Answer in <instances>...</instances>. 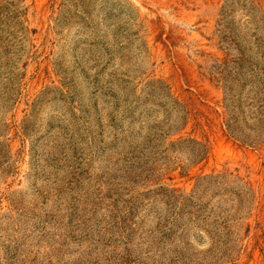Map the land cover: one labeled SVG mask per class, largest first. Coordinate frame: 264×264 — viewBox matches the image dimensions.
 <instances>
[{
	"label": "rangeland",
	"instance_id": "374dc122",
	"mask_svg": "<svg viewBox=\"0 0 264 264\" xmlns=\"http://www.w3.org/2000/svg\"><path fill=\"white\" fill-rule=\"evenodd\" d=\"M0 264H264V0H0Z\"/></svg>",
	"mask_w": 264,
	"mask_h": 264
}]
</instances>
